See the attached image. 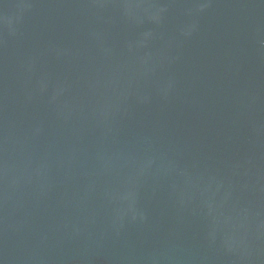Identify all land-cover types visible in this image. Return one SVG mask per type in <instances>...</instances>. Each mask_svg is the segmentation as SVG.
Segmentation results:
<instances>
[{
	"label": "water",
	"instance_id": "obj_1",
	"mask_svg": "<svg viewBox=\"0 0 264 264\" xmlns=\"http://www.w3.org/2000/svg\"><path fill=\"white\" fill-rule=\"evenodd\" d=\"M0 264H264V0H0Z\"/></svg>",
	"mask_w": 264,
	"mask_h": 264
}]
</instances>
